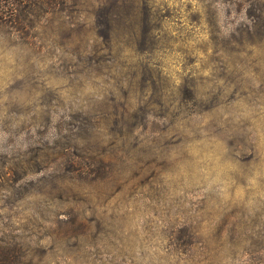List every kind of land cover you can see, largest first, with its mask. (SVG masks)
<instances>
[{
	"label": "rangeland",
	"instance_id": "1",
	"mask_svg": "<svg viewBox=\"0 0 264 264\" xmlns=\"http://www.w3.org/2000/svg\"><path fill=\"white\" fill-rule=\"evenodd\" d=\"M58 6L0 27V264H264V0Z\"/></svg>",
	"mask_w": 264,
	"mask_h": 264
},
{
	"label": "trees",
	"instance_id": "2",
	"mask_svg": "<svg viewBox=\"0 0 264 264\" xmlns=\"http://www.w3.org/2000/svg\"><path fill=\"white\" fill-rule=\"evenodd\" d=\"M70 1L73 2V0H0V27L8 28L21 38H32L31 29L34 22L40 18V11L44 10L45 14H50L60 8L58 5H63ZM119 3L121 4L118 1L116 5ZM116 5L102 16L107 19V35L110 40L113 39L115 32L113 24L120 22V20L122 21L116 12L120 7H116ZM124 22L129 27L133 25L131 21Z\"/></svg>",
	"mask_w": 264,
	"mask_h": 264
}]
</instances>
